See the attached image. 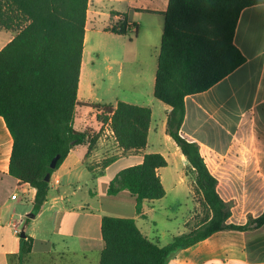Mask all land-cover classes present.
I'll use <instances>...</instances> for the list:
<instances>
[{
	"label": "crops",
	"instance_id": "1",
	"mask_svg": "<svg viewBox=\"0 0 264 264\" xmlns=\"http://www.w3.org/2000/svg\"><path fill=\"white\" fill-rule=\"evenodd\" d=\"M106 1H112V7L103 12L102 4ZM168 3L169 0H90L87 14L78 100L81 106L91 104L81 100L89 93V88H85V75L90 73L85 71L88 22L96 24L104 16L109 24L101 26L98 32L125 40L121 41L120 52L129 54L121 62L126 72L120 73V80L130 81L131 87L122 93L127 98L117 99L112 105L122 101L151 109L144 149L123 153L109 124L103 126L92 108L79 106L75 128L100 133L95 148L88 157V144L69 153L51 176V188L41 211L29 218L36 190L9 174L14 140L0 116V264H100L105 247L101 231L104 217L133 219L151 242L164 247L211 216L202 206L203 198L196 191L195 173L187 158L167 134L171 107L154 97ZM120 19L128 25V33L132 32L135 41H126L128 35L106 31L119 27ZM9 32L0 28V51L15 36H7ZM234 44L244 55L245 63L210 90L185 99L181 133L199 145L209 171L217 179V192L231 210L227 223L242 226L264 213V4L241 12ZM116 51L114 46L105 57L109 71L117 63L110 55ZM91 65H96L95 60ZM228 139L233 143L226 147ZM238 147L246 166L218 173L210 169V151L229 152ZM150 154H160L167 160L168 165L157 170L166 195L161 200L144 201L139 211L135 196L127 190L111 195L109 187L121 171L141 165ZM112 157L115 160L105 165V160ZM166 202L176 209L189 202L193 204L176 234L170 230L175 218L169 216L170 206H165ZM160 214L164 216L162 220ZM22 240L32 245L26 256H21ZM167 264H264V225L247 231H219L177 251Z\"/></svg>",
	"mask_w": 264,
	"mask_h": 264
},
{
	"label": "trees",
	"instance_id": "2",
	"mask_svg": "<svg viewBox=\"0 0 264 264\" xmlns=\"http://www.w3.org/2000/svg\"><path fill=\"white\" fill-rule=\"evenodd\" d=\"M90 0H0V28L16 33L0 51V116L13 137L9 174L36 190L37 215L47 200L53 175L77 146L89 145L87 157L100 133L75 128L87 14ZM264 0H169L158 57L154 97L171 107L167 134L175 141L195 173L196 191L211 216L189 233L176 236L167 246L151 242L133 219L104 217L105 243L100 264H167L181 249L192 247L222 230L247 231L264 225V213L247 224H228L231 210L217 192L197 143L182 136L185 99L204 93L242 66L246 59L234 44L241 12ZM106 31L128 34V25ZM109 124L123 153L146 147L151 109L119 101L85 104ZM59 156L56 169L52 160ZM115 158L105 160V165ZM160 154L146 155L141 165L121 171L109 194L127 190L137 200L157 201L166 191L157 174L166 167ZM30 221V219H27ZM32 251L21 242V256Z\"/></svg>",
	"mask_w": 264,
	"mask_h": 264
},
{
	"label": "rangeland",
	"instance_id": "3",
	"mask_svg": "<svg viewBox=\"0 0 264 264\" xmlns=\"http://www.w3.org/2000/svg\"><path fill=\"white\" fill-rule=\"evenodd\" d=\"M111 7L112 1H106L102 4L103 12H108ZM108 24L109 20L104 16H101L96 24H92L91 20L88 22L89 40L87 50H89V55L88 52L85 54V71L88 70L90 73L87 72V75H85V88H89V93L85 97L81 96V100L84 99L85 101L95 104H115L117 99L122 100L127 98L126 95H122V93L124 91H129V88L131 87L130 81H128L129 83H126L125 80H120V73L126 72L121 62L129 57L128 53L120 52L122 48L121 41L125 40H119L117 38L110 37L103 32H98L101 26ZM12 34L15 35L16 33L9 32L6 35L12 36ZM127 35L128 38L126 41H135V36L132 32H129ZM114 46L117 48V51L116 53L112 52L110 55L114 61H117V63L113 66L112 71H109L107 69L105 57ZM92 59L96 62L94 67L91 65ZM84 105L80 106V109L87 107ZM232 143L233 141L228 139L226 140L225 145L227 147ZM228 151L229 152L221 153L213 151L209 152L210 157L208 159V165L214 173H218V171H221L222 169L246 166V160L242 158L241 147H238L237 150L231 148ZM204 153L206 154V152ZM165 206H170L168 214L170 217L175 218V220L171 221L173 226H170V230L172 233L174 232V234H176L183 226V217L187 216V213L193 207V204L192 202H189L187 206H184L181 209L171 207L169 202H166ZM160 215L162 220L164 216H162V214ZM164 222L166 223V218H164L163 224Z\"/></svg>",
	"mask_w": 264,
	"mask_h": 264
},
{
	"label": "water",
	"instance_id": "4",
	"mask_svg": "<svg viewBox=\"0 0 264 264\" xmlns=\"http://www.w3.org/2000/svg\"><path fill=\"white\" fill-rule=\"evenodd\" d=\"M59 159H60V157L59 156H57V157H55L53 160H52V162H51V169H56V167H57V164H58V161H59ZM51 174H48L47 176H46V178H45V180H46V182H50L51 181ZM35 217V215H30L29 216V218H34Z\"/></svg>",
	"mask_w": 264,
	"mask_h": 264
},
{
	"label": "built area",
	"instance_id": "5",
	"mask_svg": "<svg viewBox=\"0 0 264 264\" xmlns=\"http://www.w3.org/2000/svg\"><path fill=\"white\" fill-rule=\"evenodd\" d=\"M120 22L121 23L119 24V26L122 25V23H124L123 19H120ZM13 198H16V195H14Z\"/></svg>",
	"mask_w": 264,
	"mask_h": 264
}]
</instances>
